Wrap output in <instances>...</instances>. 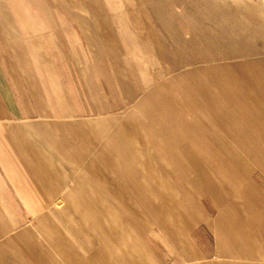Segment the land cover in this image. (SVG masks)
<instances>
[{
  "label": "crops",
  "instance_id": "obj_1",
  "mask_svg": "<svg viewBox=\"0 0 264 264\" xmlns=\"http://www.w3.org/2000/svg\"><path fill=\"white\" fill-rule=\"evenodd\" d=\"M87 1L0 0V247L14 237L0 264L264 263L256 52L220 43L170 94L147 70L135 93L113 10ZM124 34L141 68L148 54ZM171 54L172 72L195 60ZM64 225L99 253L81 254Z\"/></svg>",
  "mask_w": 264,
  "mask_h": 264
},
{
  "label": "rangeland",
  "instance_id": "obj_2",
  "mask_svg": "<svg viewBox=\"0 0 264 264\" xmlns=\"http://www.w3.org/2000/svg\"><path fill=\"white\" fill-rule=\"evenodd\" d=\"M100 2V11L106 13V10H113L114 31L119 39L117 44H113V48L130 89L133 88L135 93H141L139 87L142 85L143 77L140 74L147 70L152 80H158L160 89L164 90L163 96L170 94L168 92H171V80L188 70L198 72V69L202 68L197 65L200 59L213 54L217 56L216 48L220 43L224 44V52H238L239 55H244L246 49L256 52L260 60L256 62L253 70L255 73L264 70V0H100ZM122 32H129L147 52L149 59L144 61L145 64H142L141 68L136 64L129 65L131 58L127 54L130 43L125 39V34L123 37L120 36ZM212 40L217 43L213 44ZM172 52L180 57L195 60L191 61L189 66L181 67L179 72H172L170 70ZM243 68L251 71L250 66ZM169 72L171 74L168 75ZM227 72L229 73V70ZM244 72L246 74L245 70ZM185 121L189 127L200 126L199 132H202L201 124L193 112L186 114ZM178 147L181 151V143ZM43 222L44 217L41 216L28 229H32L36 234L37 228L42 226ZM64 228L70 230L68 235L71 239L76 238L77 241L74 242L77 243L81 254L88 257L93 253V255L99 253L97 248L91 253L89 243L80 241V235L75 233L74 226L64 225ZM27 232L23 230L20 233ZM13 238H10L7 246L0 247V250L4 251L2 255L6 254L5 251H11L10 244ZM82 244L86 246L88 244L87 251L81 250ZM243 248L249 249L250 242ZM238 261H242L241 264H250L249 258ZM207 264L218 262L212 260Z\"/></svg>",
  "mask_w": 264,
  "mask_h": 264
}]
</instances>
